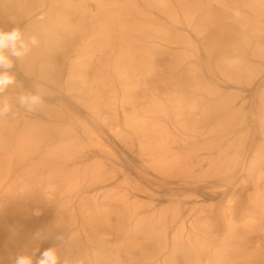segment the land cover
<instances>
[{"label":"rangeland","instance_id":"obj_1","mask_svg":"<svg viewBox=\"0 0 264 264\" xmlns=\"http://www.w3.org/2000/svg\"><path fill=\"white\" fill-rule=\"evenodd\" d=\"M17 26L0 264L37 231L61 264H264V0H0Z\"/></svg>","mask_w":264,"mask_h":264},{"label":"clouds","instance_id":"obj_2","mask_svg":"<svg viewBox=\"0 0 264 264\" xmlns=\"http://www.w3.org/2000/svg\"><path fill=\"white\" fill-rule=\"evenodd\" d=\"M40 43L35 35L26 36L24 30L17 26L11 30H0V118L7 115H15L13 104L6 97L8 90L17 84V78L10 70L14 67L16 60H21L27 56L34 47ZM35 91H24L16 97V104L27 112L35 111L44 103V98L40 92V86L35 85ZM39 215V212L36 213ZM54 239L53 246L40 251L39 248L33 250L32 254L17 255L13 264H61L59 247L64 242L65 236L62 231L54 235L43 231L33 234V240ZM36 252L39 256L34 260ZM66 264V261L64 262Z\"/></svg>","mask_w":264,"mask_h":264}]
</instances>
